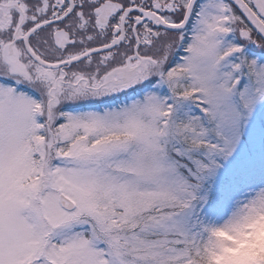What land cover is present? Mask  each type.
<instances>
[{
	"label": "snow or ice",
	"instance_id": "1",
	"mask_svg": "<svg viewBox=\"0 0 264 264\" xmlns=\"http://www.w3.org/2000/svg\"><path fill=\"white\" fill-rule=\"evenodd\" d=\"M0 264H264V0H0Z\"/></svg>",
	"mask_w": 264,
	"mask_h": 264
}]
</instances>
